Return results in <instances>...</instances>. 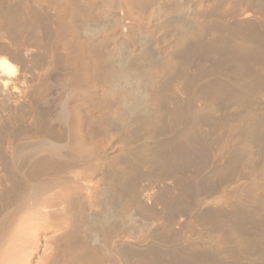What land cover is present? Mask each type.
<instances>
[{
  "label": "bare ground",
  "instance_id": "bare-ground-1",
  "mask_svg": "<svg viewBox=\"0 0 264 264\" xmlns=\"http://www.w3.org/2000/svg\"><path fill=\"white\" fill-rule=\"evenodd\" d=\"M0 264H264V0H0Z\"/></svg>",
  "mask_w": 264,
  "mask_h": 264
}]
</instances>
